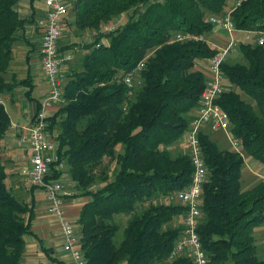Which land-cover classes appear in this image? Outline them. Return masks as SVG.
<instances>
[{
  "label": "trees",
  "instance_id": "1",
  "mask_svg": "<svg viewBox=\"0 0 264 264\" xmlns=\"http://www.w3.org/2000/svg\"><path fill=\"white\" fill-rule=\"evenodd\" d=\"M17 1L0 0V150L10 126L3 96L22 87L35 110L39 107L32 97L29 66L22 78L5 77L18 33L29 22L16 10ZM227 2L73 1L75 28L97 33L59 47L60 54L73 46L85 53L80 69L65 73L62 102L49 122L51 130L58 128L57 152L73 184L72 196L87 198L74 221L87 264H192L186 256L169 258L182 230L176 220L185 206L168 195L191 179L186 133L206 81V71L194 66L218 52L202 36L213 29L208 18L224 13ZM230 10L235 30L257 37L264 33V0H243ZM119 14L125 20L100 31L102 22ZM177 33L189 38L172 40ZM237 50L241 61L225 56L221 64L228 87L217 102L242 152L264 164V45L239 43ZM198 137L208 173L197 233L207 264H264L254 236L264 222V180L242 190L243 156L221 149L202 130ZM179 142L183 150L172 151ZM105 157L117 163L113 178L107 170L98 171ZM6 178L0 159V264H23L24 236L32 233L35 212L32 202L19 200ZM29 188L32 192L35 186ZM116 216L124 220L119 224Z\"/></svg>",
  "mask_w": 264,
  "mask_h": 264
},
{
  "label": "built area",
  "instance_id": "2",
  "mask_svg": "<svg viewBox=\"0 0 264 264\" xmlns=\"http://www.w3.org/2000/svg\"><path fill=\"white\" fill-rule=\"evenodd\" d=\"M243 0H235L234 6ZM44 14L37 20L40 31L39 60L43 75L47 81L48 90L39 100V107L34 111L27 125L23 126L16 140L19 145H28V163L19 169L21 182L26 186L40 188L47 202L50 214L56 217L63 237V249L68 252L74 264H87L84 253L79 247V234L76 226L64 210V201L72 197L74 191L64 186V171L66 164L57 152L58 143L49 132V117L51 109H56L62 102L63 87L65 85V70L62 68L64 61H69V53L60 54L59 39L66 26L68 4L65 0H43ZM230 12L210 16L209 22L214 26L222 27L230 36L227 47L218 49L210 57L205 69L206 81L200 94L195 116L186 133V149L192 164L190 182L184 189L173 191L168 195L170 201L181 202L185 206L182 214L181 234L176 240L169 258L175 259L179 255L190 258L192 264H207V255L203 249L197 227L201 219L200 201L202 187L207 178V167L202 157L199 141V132L202 125L209 126L213 131H222L233 151L243 156L240 143L229 129V118L217 100L227 90L221 64L227 55L232 43V34L235 31L230 19ZM112 28L102 26L100 31H110ZM188 36L175 34L172 40L183 41ZM257 43L264 45V33L256 38ZM143 66L141 62L138 69ZM130 85L131 75L125 78ZM264 215V203L262 206ZM264 225V222H263ZM262 243L264 246V227Z\"/></svg>",
  "mask_w": 264,
  "mask_h": 264
},
{
  "label": "crops",
  "instance_id": "3",
  "mask_svg": "<svg viewBox=\"0 0 264 264\" xmlns=\"http://www.w3.org/2000/svg\"><path fill=\"white\" fill-rule=\"evenodd\" d=\"M65 1L68 4L69 14L67 13L68 16H66L67 18L66 26L63 29V33L59 39L60 47H64L65 45L81 42V41H75V40L79 36H81L79 34L85 32V30L76 29L75 26L72 24L74 20V12L72 11L71 6L74 0L73 1L65 0ZM232 6L233 4L232 5L230 4V6L227 9H224V12H227L228 10H230ZM16 10L18 11L21 17H25V18L28 17L29 19V22L25 26L24 33L20 31L18 34L20 35L19 40L24 41L28 45V47H26V49H28L26 52V55H28V58L26 57V62L30 68L31 76L33 78V83L35 84L34 75L36 73H39V75H41L45 81L46 88L41 91L39 97H36L32 94V97L35 100L39 101L48 90V85L43 75L41 65H40V60H39L40 31L37 27V20L44 14L45 5L43 3V0H18L16 4ZM224 33H227V32L224 31L222 27L213 26L212 31L209 33L212 43H218L220 45L224 44L221 41V38L223 37ZM250 34L251 32H247V36H250ZM232 38H233V34H232ZM212 48L222 49L225 47L215 44V46ZM80 51H83L85 53V51L79 48L78 46H73V48H70L63 52V53H69L71 55V59L69 61H64L62 63V68L64 70H66L68 67H72L73 62L75 60H76L75 63L78 62L79 60L78 64H80L79 56L82 55L80 54ZM206 66H207V63L197 61L195 63L194 68L205 71ZM72 69H75V68L72 67ZM24 90L25 88H22V87L20 89L16 88L15 92H18L19 94L16 99V102H13L11 95H6L8 99H10L9 104L12 106V108H20V107L24 108L25 107L23 104V100L26 98L23 94ZM4 105L8 113L6 101H4ZM56 110L57 109H51V111L49 112L50 116ZM34 111H35V108H34ZM195 113H196V108L192 111V114H195ZM8 115L10 118V126L8 130L6 131L4 138L1 141L0 159L6 167V173H7L6 184L9 183L8 186H11L16 191V193H19L20 191H18L16 186H13V181L10 178V175L13 173L18 174V182L21 183V181L19 180L20 179L19 169L28 163L29 151H28V145L26 143L19 145L17 143L16 137L18 133L21 131L22 127L27 125L32 115L30 117H27L26 122L20 121V119H18L17 114L15 116H10V114L8 113ZM25 116L27 115L25 114ZM201 130L204 131L205 133H208L210 138L214 142H216V144H218V146L221 149H229V150L231 149L222 131H217L219 132L218 136H215L212 138V134L213 135L216 134L213 132H216V131H213L207 125H202ZM11 140L13 141L15 140L16 145L18 146L17 149H14V147L11 145ZM243 158H244L243 159L244 163L250 168L251 174H252V169L253 170L257 168L263 169V171L261 172L262 174L260 176L261 177L260 180H264V164L260 163L259 161L251 158L250 156L244 153H243ZM17 160L20 161L23 165L20 164V166H17L16 164L18 163ZM65 179H68L67 175H64V184H65L64 186H68L70 189H73L72 187L73 184L71 180L69 181L68 179L70 183H68L67 181V184H66ZM259 181H257L256 183H258ZM10 182H12V184H10ZM27 187L28 188L25 191H28L29 198L26 199V201L33 203L35 216L31 222L32 233L24 236L25 248H24V253L22 256L23 264H74L70 254L64 251L63 249L64 240H63V237L60 231L59 223L56 217L48 212L47 202L45 200L44 193L42 195L43 191L40 188L35 187V189L31 192L29 190L30 189L29 186ZM86 201H87L86 197H80V196H72V197L67 198L64 201V205H63L64 210L73 223L78 216L81 206ZM181 220H182V215L180 218L176 220V223L177 224L179 223L181 225ZM262 233H263V228L261 225L254 229V236L256 239V245H257L259 256H264V246L262 243L263 234Z\"/></svg>",
  "mask_w": 264,
  "mask_h": 264
},
{
  "label": "rangeland",
  "instance_id": "4",
  "mask_svg": "<svg viewBox=\"0 0 264 264\" xmlns=\"http://www.w3.org/2000/svg\"><path fill=\"white\" fill-rule=\"evenodd\" d=\"M68 1H73V0H68ZM234 1L235 0H228V3L226 5L225 9H227L230 6V4L232 5ZM229 2H231V3H229ZM71 8H72V6H71ZM125 18H126V16L124 14L114 15V16L111 17L110 20L102 22V24L100 25V29L102 28V26H106L108 28L109 27L110 28H115L117 26V24L120 21L125 20ZM95 33H97V32L94 29H87V30H85L84 33L79 34L81 36H79L75 41H86V40H89V39H91L93 37V35H95ZM209 33H205L203 35V38L207 41V43L211 47H214L215 44H217L219 46L227 47L229 42H230V40H231L230 36L228 35V33H224L223 37L221 38V41L224 44L220 45L218 43H212ZM256 38H257V34L254 33V32H251L250 36H247V32L242 31V30H236L233 33V38H232L233 45L231 44V46H230L231 48L229 49L225 59L227 61H241L242 58H241V56L239 54V51L237 50V45L239 43H254L256 41ZM23 42L24 41L19 40V42L17 41L14 44V47L12 49V54H11L12 55V59H11L10 64H9V68L10 69H9L8 73L5 75V77L7 79H9L11 74H14L18 78H22V77H24L26 75L27 67H28V64L26 62V52H27L28 49H26V47H28V45L25 42L24 43ZM83 53H84L83 51H80V54L83 55ZM82 55L79 56L80 60H81ZM75 61L73 62V66H72L75 69H71L72 67H68L65 70V73H67V71L69 73H72L74 70H79L80 69V64H78L79 60L76 63H75ZM74 63H75V65H74ZM34 76H35L34 77L35 84H34V88H33L32 94L34 96H36V97H39L41 91L46 88V85H45L44 79L42 78L41 75H39V73H36ZM134 83L135 84L138 83V78L137 77L134 78ZM18 88L20 89L21 87H18ZM230 88H232V89H234V90H236L238 92L240 91L238 88H236L235 86H232V85L230 86ZM18 95H19L18 92H14V93L11 94V98L13 99V102H16V99H17ZM3 97H4L3 100L7 102V110H8V113L10 114V116H15L17 114L18 119H20V121L26 122L27 121V117H30L32 115V113L34 111V103H33L34 101L31 102V101H29V100H27L25 98L23 100V104L25 106L24 108L23 107L12 108V106L9 104V100L10 99H8L7 96H3ZM245 99L249 100L247 97H245ZM24 113L27 116H25ZM57 130H58V128H56V127H53L52 130H51L50 129V124H49V132H50V134L52 136H54V138H55V135L58 133ZM213 133H216V134L215 135L212 134V138L215 137V136H218L219 132L216 131V132H213ZM180 140H183V138H181ZM180 143L181 142H179L178 145H176L174 147H171V148H173V150L172 149L171 150L172 151L183 150L182 146H181L182 143L181 144ZM11 145L14 147V149L18 148V146L16 145L15 140L14 141L11 140ZM19 149H21V148H19ZM116 151L117 152L120 151V146H118L116 148ZM17 162H18V163H16L17 166H20V164H22L18 160H17ZM116 167H117V163H116L115 159L114 160H110L108 157H105L103 159V163L98 168V171L99 170H107L109 178H113V175H114V172L116 170ZM262 171H263L262 168H257V169H254V170L252 169V174H253L252 175L251 172H250V168L244 163L242 165V167H241V178H240L241 189L242 190H247V189H250L251 187H253L256 184V182L260 180V178H261L260 176L262 174L261 173ZM65 175L68 176V174L66 172H65ZM10 178L13 181V186H16L18 191H20L19 193H17L19 200H25L26 201V199L29 198L28 191H25L28 187L25 186L23 183L18 182V174H14L13 173V174L10 175ZM68 179H69V176H68ZM68 179H65L66 184H67ZM69 181H70V179H69ZM69 181H68V183H70ZM10 184H12V182H10ZM7 185H9V183H7ZM102 185L103 184H97V187L98 186H102ZM42 195H43V192H42ZM120 219L122 221L124 220L123 217H120V216H116L115 217V220L117 222H119V224H120ZM176 219L177 218H175V220ZM263 227H264V225L262 224V228ZM118 238H117V240H118ZM120 238H121V232H120Z\"/></svg>",
  "mask_w": 264,
  "mask_h": 264
}]
</instances>
